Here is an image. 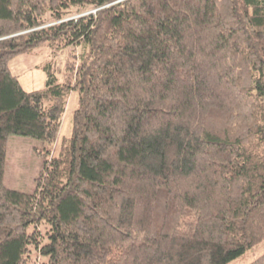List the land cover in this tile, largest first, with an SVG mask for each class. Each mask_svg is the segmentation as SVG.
<instances>
[{"label": "trees", "instance_id": "1", "mask_svg": "<svg viewBox=\"0 0 264 264\" xmlns=\"http://www.w3.org/2000/svg\"><path fill=\"white\" fill-rule=\"evenodd\" d=\"M45 43L72 47L63 79L27 90L9 61ZM12 135L43 141L32 192L4 182ZM262 241L264 0H0V264H228Z\"/></svg>", "mask_w": 264, "mask_h": 264}, {"label": "rangeland", "instance_id": "2", "mask_svg": "<svg viewBox=\"0 0 264 264\" xmlns=\"http://www.w3.org/2000/svg\"><path fill=\"white\" fill-rule=\"evenodd\" d=\"M68 49H72V47ZM68 49L55 53L49 43H45L31 51L14 55L9 61V67L19 77L25 89L42 88L49 80L50 71L55 74L58 80L63 79L64 66L69 53ZM79 102V92L74 91L69 98L58 143L55 144L56 152L60 149L62 139L72 134L73 113ZM34 146L42 147L43 141L23 135H12L10 137L4 177L7 186L30 192L35 190L36 177L43 167L44 157L34 150ZM263 252L264 241L249 248L228 264H247Z\"/></svg>", "mask_w": 264, "mask_h": 264}]
</instances>
